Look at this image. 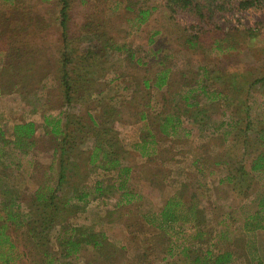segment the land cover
I'll use <instances>...</instances> for the list:
<instances>
[{
  "label": "rangeland",
  "instance_id": "374dc122",
  "mask_svg": "<svg viewBox=\"0 0 264 264\" xmlns=\"http://www.w3.org/2000/svg\"><path fill=\"white\" fill-rule=\"evenodd\" d=\"M132 1L141 6L146 0ZM147 1L158 8L146 23L138 24L133 20L134 13L125 9V0H70L68 33L72 56L84 51L93 37L100 52H104L105 46L113 48H107L106 57L101 60L104 67L96 77L95 96L67 106L57 78L63 47L59 0H0V210L13 211L26 219L33 189L52 177L50 185H55L58 174L52 165L58 157L53 156V147H61L64 139L52 131L55 118L70 111L92 124L88 114L98 116L108 103L120 111L122 121L116 128L123 147H118V151L127 159L124 163L132 165V170L124 176L125 188H120L122 178L117 168L104 169L98 163L88 162L89 147L95 139L93 130L79 134L83 140L71 143L78 156L71 159L69 182L63 185V191L71 199L65 212L66 223L103 232L110 245L102 250L85 245L77 256L72 255L66 261L195 264L197 256L208 255V264H215L213 258L217 255L231 253L227 264H264V230L251 231L245 226L264 191L263 174L251 171L252 160L264 151V80L254 82L264 77V0L248 8L235 6L220 13L209 22L214 37H207L206 43L194 47H189L185 36L191 31L188 28L197 13L189 10L171 13L162 0ZM108 39L112 40L108 43ZM115 44L137 48L145 61L151 57L149 49L160 48L159 52L166 54L173 68L171 81L176 90L184 83L200 79L199 84L205 85L206 91L218 92L221 88L224 94L227 86L222 81L226 77L228 84L234 80L233 84L240 88L229 97L224 96L226 114L221 119L213 120L210 127L206 124L204 131L200 126L192 127L190 132L185 128L165 141L158 134L159 153L144 158L136 148L142 145L132 146L129 151L124 148V139H128L126 130L132 134V140L139 133L144 136L141 129L145 121L137 120L141 109L128 101L136 92L144 103L152 99L153 110L157 112L163 99L169 96L154 86L135 85L129 75L139 77L147 72L139 67L133 69L132 61L115 50ZM197 93L192 100L206 101L205 94ZM170 101L174 103L173 110L181 108L175 98L170 97ZM212 110L219 113L214 107L206 110V115ZM246 110L254 122L248 130L244 129ZM125 113L129 115L126 119ZM133 113L136 116L132 118ZM27 121H35L37 125L33 144L24 146L29 147L28 158L34 160L32 175L17 167L22 152L15 145L13 134L15 124ZM150 122L151 134L157 138L159 121L153 116ZM170 139L174 141V150L167 146ZM224 147L227 150L221 151ZM26 160L21 158L22 163ZM241 164L251 174L243 181L231 182V170ZM77 194H85V199L80 201ZM176 194L182 196V211L187 220L162 224L159 214ZM5 204L8 209H4ZM7 225V232L17 246L12 251L17 256L12 264H31L36 250L26 229L10 221ZM60 230L57 226L51 235V246L57 251Z\"/></svg>",
  "mask_w": 264,
  "mask_h": 264
},
{
  "label": "trees",
  "instance_id": "16d2710c",
  "mask_svg": "<svg viewBox=\"0 0 264 264\" xmlns=\"http://www.w3.org/2000/svg\"><path fill=\"white\" fill-rule=\"evenodd\" d=\"M162 1L167 10L171 13H175L177 10H189L198 14L193 16V23L188 28L191 29V31L185 36L189 47H194L195 45H203L206 43L205 39L207 37H214V32L209 28V22L215 20L220 13L226 12L230 10V7L235 6L248 8L256 5L262 0ZM59 4V19L62 28L63 47L62 62L57 73V78L63 86L65 104L70 106L74 102L81 103L86 97L91 98L95 95L97 91L95 86L96 77L97 74H99V71L104 67V61L101 60L103 57H106V49H112L113 47L105 46L106 49L102 53L99 51V45H95L96 42L93 37L88 41L89 45L85 47V50L73 57L72 54L74 51L68 33L70 0H59ZM142 4L143 5L138 6L132 0H125V9L134 13L133 20L138 22V24L146 23L155 9L158 8V5L149 4L147 0L142 2ZM88 26L89 23H86V27ZM224 35H226V33H224ZM217 37L218 36L213 39L215 45L217 43ZM225 38L226 36L224 39ZM111 40L108 39L106 42L109 43ZM114 48L115 50L117 49L118 51L125 53L132 63L138 61H135L134 55L136 50L132 48V46L115 44ZM220 78H223V76H220ZM261 80H264V77L257 78L254 82H259ZM228 81L227 77L222 81L224 82V85L227 86V90L226 88L224 89L226 90L224 94L225 97H229L230 93L232 94V92L240 88L233 84L234 80L229 84L227 83ZM136 91H138V89H136ZM138 92L140 93V91ZM232 103L234 102L232 101ZM109 105L110 104L108 103L107 105H103L105 109H103L98 116H95L92 113L88 114L92 124H87L82 117L67 111L63 115L65 118L64 125L60 126V120H58L53 126L52 131L54 134H62L64 137L61 147H56L54 153V156L58 157L56 158V171L58 174L57 181H54L55 185H50L52 179L48 178L44 181V184L40 183L36 189L32 188L34 195L31 201L33 202L30 205L31 210L26 219L13 211H4L5 213H2V210H0V264H12L17 257L12 252L13 250H16L17 246L13 236L7 232L8 221H10L11 224L19 225L26 229L28 238L29 240L31 239L30 244L36 250V255L32 258L31 264H69L66 259L72 255L77 256L85 245L92 246L99 250L110 245L109 238L105 233L96 231L84 225H69L66 223L67 218L65 217V212H67L68 207H70L69 202L71 199H69L70 197L68 194L66 195L65 191H63V185L69 182L70 164L72 165L71 159L78 156V153L75 152L76 147L71 143L73 141L76 142L79 138L83 140V136L81 137L79 134H89L91 130H93L92 134L95 136V139L92 147H89L88 162L90 164L98 163V165L104 169L117 168L118 176L122 178L120 188H125L127 179L124 178V176L127 177L129 175L130 168L123 166L121 163L123 157L120 156L118 147H123V145L121 139L119 140V132L116 128V124L118 125V122L122 120L120 118V111L116 107ZM246 111L247 122L244 129L248 130L254 122L252 116L248 113V110ZM110 123L114 124V126ZM72 126H76V128L72 129ZM171 127L172 131L176 130L175 125H171ZM164 130L166 131L167 129L165 128ZM36 131L37 125L34 121H27L14 125V143L22 152L21 156L18 158L17 167L25 168L24 170L26 173L31 175L35 172V169H33L34 160L28 158L27 152L29 151V147L24 146L27 144H33L31 140L34 138ZM235 135L236 139L239 138V134ZM23 157L24 160L27 159L24 163L21 161V158ZM223 162L226 163L227 166L230 164L229 162ZM232 170L235 171L233 172ZM232 170L229 177L231 182H235L236 179L243 181L249 174H251L243 164L238 165V167ZM251 171L261 173L264 177V151H260L252 160ZM85 196V194H77L80 201L84 200ZM183 206L184 204L180 194L170 197L159 214L162 221L161 223L169 225L180 220L186 221V215H184L182 211ZM4 207V209H8L7 204H5ZM57 226H60L61 228L57 237L58 251L53 250V247L51 246V235ZM245 226L251 231L258 229L264 230V191L258 197L257 209L253 214L247 217ZM231 258V253H222L213 258V261L215 264H227L231 261ZM193 262L195 264H208L209 257L208 255L203 257L197 256Z\"/></svg>",
  "mask_w": 264,
  "mask_h": 264
},
{
  "label": "crops",
  "instance_id": "0c3cea01",
  "mask_svg": "<svg viewBox=\"0 0 264 264\" xmlns=\"http://www.w3.org/2000/svg\"><path fill=\"white\" fill-rule=\"evenodd\" d=\"M151 39V37H150ZM136 50V54L134 55L136 58L135 60L137 62L132 63L133 69L140 68L144 72H147V74H144V76H137V74H130L131 80L135 82V85L138 83L143 85V87L151 86L156 87L158 89L165 90V94L169 96V98H164L162 102V107L157 112H154V105L152 104V99H147L144 103L143 99H139V96L133 95L130 99V103H133L134 105H137L141 109V114L138 117V121H145L143 127L141 130L144 132V136L142 137V133H139V135H136V139L132 140V134L126 130L128 139H124V148L126 150H131L132 146H135L137 144L142 145L141 147H136L140 150V153L144 156V158H151L154 155H157L160 151V139L158 138V134L161 136L162 140H166L167 138H174V135H177L181 130L187 128V132H190L192 130V127L200 126L202 131H204L205 125L207 127H210L211 122L213 120L221 119L225 115V91L224 94H222V89L220 88L218 92H215L213 89L211 92L206 91L207 87L205 85L199 84V80H196L192 84L184 83L178 90L172 86V73L173 68L170 64H168V58L166 59V54L160 53V48L152 50L149 49L148 52H151V57L148 60L145 57L141 55L140 52H138L137 48L132 47ZM156 65V69L153 71V66ZM149 72L153 74L150 76ZM185 78V77H184ZM183 78V80H184ZM163 82V83H162ZM200 91L203 94L206 95L207 99L206 101H199V100H192V98L198 94L197 92ZM173 94V95H172ZM201 94V93H200ZM95 96V95H94ZM223 96V97H222ZM170 97L173 99L175 98L177 101H179V104L181 105V108L177 111L173 110V104L170 101ZM133 98V101H132ZM142 98V97H141ZM223 99V100H222ZM223 101V103H222ZM144 106L146 107L144 109ZM223 106V108H222ZM143 107V110H142ZM217 107L219 113L216 114L214 110H212L208 115H206V110H211V108ZM200 112V113H199ZM150 114H152L150 116ZM132 118L136 115L133 113L131 115ZM155 117L156 120L159 121L158 128H157V138H154V135L151 134L152 131V124L150 122L151 117ZM128 113H125V117L128 118ZM122 118V117H120ZM60 120V126H63L65 123V118L63 116H60L59 118H55L54 123L56 124L57 121ZM122 120V119H121ZM137 121V122H138ZM35 122V121H34ZM171 125L176 126V130H171ZM185 125V126H184ZM187 126H190L191 128H188ZM222 124H219V127H221ZM167 129L166 131L164 129ZM53 129V128H52ZM171 130V131H170ZM198 130V129H197ZM222 130V128H221ZM201 133V130H198ZM37 132V131H36ZM36 135V134H35ZM58 135V134H57ZM62 135V134H59ZM156 135V134H155ZM200 135V134H199ZM150 137V138H148ZM155 144L156 147H149L148 145ZM174 144L173 139H170L167 142V146H169L171 149L174 150V147H172ZM56 147H53V156L55 153ZM221 151H226L227 148L224 147L220 149ZM52 153V151H51ZM151 153V154H150ZM52 156V158H53ZM142 159L143 157L140 156ZM121 161L123 166L129 167L131 169L132 165L126 162V158H122ZM220 161L218 160V163ZM223 163V162H220ZM56 166V164H53L52 167ZM132 170V169H131ZM32 177V176H31ZM54 178L56 179V174L54 175ZM53 179V177L51 178Z\"/></svg>",
  "mask_w": 264,
  "mask_h": 264
}]
</instances>
